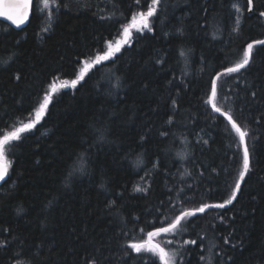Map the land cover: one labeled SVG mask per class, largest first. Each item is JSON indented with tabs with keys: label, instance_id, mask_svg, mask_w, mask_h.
Segmentation results:
<instances>
[{
	"label": "trees",
	"instance_id": "16d2710c",
	"mask_svg": "<svg viewBox=\"0 0 264 264\" xmlns=\"http://www.w3.org/2000/svg\"><path fill=\"white\" fill-rule=\"evenodd\" d=\"M42 1L34 0L21 30L0 20V138L33 118L54 77L73 79L77 57L81 66L90 54L103 53L151 4L49 0L46 10ZM234 3L244 7V0H162L159 20L151 18L154 35L135 33L114 65L90 70L96 73L91 83L51 93L36 128L5 148L10 167L0 188V241L10 243L0 250V264H89L92 258L162 264L126 245L146 241L148 231L182 211L228 199L242 170V146L207 103L209 82L242 59L249 43L264 39V0H253L238 32ZM178 28L184 35L176 38ZM182 49L191 50L187 60ZM158 57L166 63H155ZM252 57L246 69L220 77L216 101L248 133L251 170L228 208L186 217L178 234L153 238L179 253L178 264H264V45L255 46ZM97 130H104L103 140ZM81 153L87 174L65 187Z\"/></svg>",
	"mask_w": 264,
	"mask_h": 264
},
{
	"label": "snow or ice",
	"instance_id": "6c2138e0",
	"mask_svg": "<svg viewBox=\"0 0 264 264\" xmlns=\"http://www.w3.org/2000/svg\"><path fill=\"white\" fill-rule=\"evenodd\" d=\"M32 2L33 0H0V17H3L7 21H11L12 25H15L17 28H20L22 25L28 21L31 9H32ZM136 3L139 4L140 0H136ZM43 4L45 8L49 7V0H43ZM146 11H141L138 13L139 20H137L136 16L132 17V23L126 27H123V32L119 40H116L114 43L109 42L107 44V50L101 49L103 51L102 55L98 54H90V58L83 59V67H80V57H77V64L73 69L74 78L70 81L68 79H63L60 81V88L61 89H68L71 88L73 90L77 89L78 86H85L88 83H91L93 79H95L96 73L89 75L91 69H96V72H99L98 66H108L114 65L119 57L118 54L121 53L122 49L125 45L129 48L132 46L130 41H132V29L134 28L136 33L143 37L145 33H152L155 34L154 28V21L151 18L156 17V20H159L157 16V12L159 9L162 8V0H151V4L146 6ZM232 7L235 9V13L239 14L235 16V24L236 27L233 31H239V24L241 18L245 11L252 12L253 11V0H244V7L242 8L239 3H234ZM56 11L59 10V6L55 9ZM39 11V9H38ZM261 17H264V11L259 13ZM51 18V17H50ZM51 27V26H49ZM49 29L45 28L44 31L47 32ZM184 35V29L178 28L175 33V37L179 38ZM19 43V41H17ZM255 45H264V40H256L253 43H249L247 45V49L243 54V58L240 59L238 62L234 64V66H226L223 72H220L215 75L214 79H211L209 82V89H210V98L208 99L207 103L211 105L214 111L220 113L221 115L226 116L227 120L231 124V128L235 130V133L239 137L240 145H242V170L239 173V177L235 182V185L231 191L230 196L226 201L223 203H207L202 204L200 207L191 210V211H182L180 214L176 215L173 221H170L167 226L161 224L160 226L156 227L153 231L147 232V240L141 243H129L126 246L134 250L135 253L139 254L141 252H148L152 253L154 256H157L162 264H178L179 253L177 251H169L166 250L165 247H162L160 243H154L153 238L161 236V234L172 233L173 235L178 234L179 231L183 230L181 222L186 217L195 216L197 213H204L206 209L210 208H220L223 209L229 205H232L236 200L238 194L241 192V184L245 180V176L249 174L251 170V153L249 144L246 142L245 138L248 133L242 130L241 126L236 123L233 119L232 115H229L227 112L222 111L217 106V81H219L221 75H231L233 73H239L242 69H246L249 64L252 62V50ZM190 49L180 50L179 55L184 57L187 60V56L190 53ZM110 62V63H107ZM155 63L164 65L166 60L158 57ZM78 69V71H77ZM15 79L19 81L21 79L20 75H16ZM55 77L52 81L49 82L48 90L42 94V98L37 100V107L34 108V118L29 119L27 123H22L21 126L14 131L8 132L7 134L2 135L0 138V181L4 180L5 176L8 173V169L10 164L7 160L5 154V148L9 144L10 141L18 142L21 140V134L28 132L32 129H35L37 124H39L42 118L46 115L48 111V107L50 103H52V95L51 93H55L59 91L57 85L55 83ZM111 83V80H109ZM115 87H120V80L119 77H116V84ZM251 96L255 97L256 92H251ZM173 107H176V101H172ZM168 124L172 123V118L170 117L167 121ZM99 132V139L103 140L104 137V130H97ZM160 135L167 136V132H161ZM141 142H143L147 137L141 136ZM207 144V141H204ZM253 148L255 145L253 144ZM179 155V154H178ZM183 158V157H181ZM38 163V161H37ZM139 164V161L136 162ZM158 167V162L154 165ZM79 175L87 174L86 169V161L85 156L83 153L77 156L76 162L71 165V170L67 173V176L64 180V186L70 187L72 178ZM105 186L104 182H101V187ZM136 192H146L147 189L136 187ZM255 198V197H254ZM114 203V202H113ZM52 205V201H49V206ZM109 207H112L110 204ZM23 208L17 209V214L23 213ZM143 231V229H141ZM10 242L0 241V250H6L9 247ZM166 243L168 245L173 244L172 239H167ZM186 243L195 244V240L187 241ZM227 243V240L225 241ZM235 246V245H233ZM19 255V253H17ZM16 264H22V261L16 260ZM89 264H99V261L96 258H92Z\"/></svg>",
	"mask_w": 264,
	"mask_h": 264
},
{
	"label": "water",
	"instance_id": "95a60500",
	"mask_svg": "<svg viewBox=\"0 0 264 264\" xmlns=\"http://www.w3.org/2000/svg\"><path fill=\"white\" fill-rule=\"evenodd\" d=\"M33 5H34V0H33V2H32V9H31V12H30V15H29V18H28V21H26L25 22V24L24 25H22L20 28H17L15 25H12L11 24V21H7V20H5L3 17H0V20L2 21V22H4V23H6V24H8L9 26H11L13 29H15V30H21V29H23V28H25L27 25H28V23H29V21H30V18H31V16H32V11H33ZM251 13V12H250ZM264 40V39H263ZM254 42V41H253ZM253 42H251V43H253ZM255 46H257V45H255ZM224 71V69L223 70H221L220 72H223ZM220 72H218V73H220ZM217 73V74H218ZM222 76V75H221ZM220 76V77H221ZM218 82V81H217ZM211 106V105H210ZM212 108V107H211ZM213 109V108H212ZM214 110V109H213ZM216 112V111H215ZM218 113V112H217ZM218 114H220V113H218ZM221 115V114H220ZM222 116H224V115H222ZM225 118H226V116H224ZM227 119V118H226ZM228 121V120H227ZM229 122V121H228ZM245 140H246V138H245ZM242 146V145H241ZM247 176V175H246ZM246 176H245V178H246ZM8 178H9V170H8V173H7V175L5 176V178H4V180H2V181H0V188L2 187V185L8 180ZM245 181V180H244ZM244 181L242 182V184H241V189H242V186H243V183H244ZM239 195V194H238ZM238 197V196H237ZM230 206V205H229ZM229 206H227V207H225V208H228ZM210 209H213V208H210ZM210 209H206V211H208V210H210ZM194 210V209H193ZM186 211H191V210H186ZM205 211V212H206ZM197 214H201V213H197ZM155 230V229H154ZM153 231V230H152ZM153 242L154 243H158L157 241H155L154 239H153Z\"/></svg>",
	"mask_w": 264,
	"mask_h": 264
},
{
	"label": "rangeland",
	"instance_id": "374dc122",
	"mask_svg": "<svg viewBox=\"0 0 264 264\" xmlns=\"http://www.w3.org/2000/svg\"><path fill=\"white\" fill-rule=\"evenodd\" d=\"M42 2H43V1H42ZM49 8H51L50 5H49L48 8H46V10L49 9ZM140 12H141V11H140ZM138 13H139V12H137V13H135V14L133 15V16H136L137 20H139ZM133 16H132V17H133ZM132 17L130 18V20L128 21V23L125 24L123 27H126V26H128V25H130V24L132 23ZM122 32H123V28H122L121 34H122ZM135 33H136V31H135V29L133 28V29H132V36H133V37H134ZM121 34H120V37H121ZM120 37L117 38L116 40H119ZM116 40H114V41H112V42L114 43ZM130 43H131V41H130ZM125 46H126V45H125ZM106 50H107V46H106ZM102 54H103V53H100V54H98V55H102ZM80 67H83V61L81 62V66H80ZM60 81H61V80H57V81H55V83H56L58 89H60ZM69 81H70V80H69ZM68 89H69V88H68ZM52 94H54V93H52ZM33 118H34V116H33Z\"/></svg>",
	"mask_w": 264,
	"mask_h": 264
}]
</instances>
